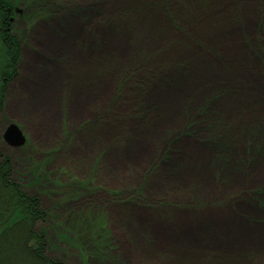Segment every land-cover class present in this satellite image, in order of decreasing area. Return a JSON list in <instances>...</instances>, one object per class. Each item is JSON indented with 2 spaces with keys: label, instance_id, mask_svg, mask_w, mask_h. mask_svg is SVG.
<instances>
[{
  "label": "rangeland",
  "instance_id": "obj_1",
  "mask_svg": "<svg viewBox=\"0 0 264 264\" xmlns=\"http://www.w3.org/2000/svg\"><path fill=\"white\" fill-rule=\"evenodd\" d=\"M11 1L0 150L37 201L28 247L60 264H264V0Z\"/></svg>",
  "mask_w": 264,
  "mask_h": 264
},
{
  "label": "trees",
  "instance_id": "obj_2",
  "mask_svg": "<svg viewBox=\"0 0 264 264\" xmlns=\"http://www.w3.org/2000/svg\"><path fill=\"white\" fill-rule=\"evenodd\" d=\"M15 9L11 0H0V108L5 85L16 74L20 60L19 36L11 30ZM11 173L12 161L0 150V264H60L45 258L39 247H28L29 240L39 244L43 240V233L30 229L38 217L37 201L11 179Z\"/></svg>",
  "mask_w": 264,
  "mask_h": 264
},
{
  "label": "water",
  "instance_id": "obj_3",
  "mask_svg": "<svg viewBox=\"0 0 264 264\" xmlns=\"http://www.w3.org/2000/svg\"><path fill=\"white\" fill-rule=\"evenodd\" d=\"M4 138L12 145H20L23 142L21 131L15 124H9L4 133Z\"/></svg>",
  "mask_w": 264,
  "mask_h": 264
},
{
  "label": "bare ground",
  "instance_id": "obj_4",
  "mask_svg": "<svg viewBox=\"0 0 264 264\" xmlns=\"http://www.w3.org/2000/svg\"><path fill=\"white\" fill-rule=\"evenodd\" d=\"M252 8H253V7L248 8V11L251 12ZM80 32H81V31H80ZM228 32L230 33V35L233 34V32H231V31H228ZM229 53H230L231 55L235 54L234 51H230ZM84 61H86V59H84V58H82V59L80 60L81 63H83ZM90 92H91V91H90ZM85 99H86V100H90V93H89V91L86 93V95H85ZM147 154H148V156H149V155L151 154V151H150L149 153H147ZM213 214H215L216 216H218L219 218H221V217H220L221 212L216 211V212H214ZM140 216H141V219H144V218H145V219H148V218H149V216H147L146 214H145V215H144V214H141ZM152 226H153L154 228H159V223H158V222L152 223Z\"/></svg>",
  "mask_w": 264,
  "mask_h": 264
}]
</instances>
